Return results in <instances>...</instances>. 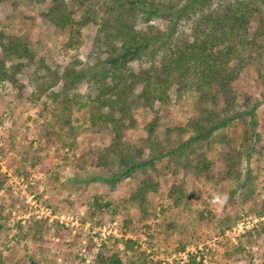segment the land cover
Returning a JSON list of instances; mask_svg holds the SVG:
<instances>
[{
	"label": "rangeland",
	"instance_id": "1",
	"mask_svg": "<svg viewBox=\"0 0 264 264\" xmlns=\"http://www.w3.org/2000/svg\"><path fill=\"white\" fill-rule=\"evenodd\" d=\"M66 1L78 17L80 11L72 0ZM50 2L0 3V21L5 31L26 36L35 53V61L27 64L19 76L21 90L7 82L0 84V179L3 181L0 259L5 264H95V254L102 249L107 253L116 251L125 264L128 258L141 264L139 257L144 264L183 262L189 253L204 264H264V146L261 144L249 159L241 161L242 186L233 180H219L216 175L220 152L226 150L224 144L214 143L206 153L214 162L213 180L176 166L168 156L157 160L155 168L149 171L159 188L148 195L149 212L143 216L135 204L124 201L135 189L140 173L111 184L105 180L111 175L108 168L91 166L97 153L108 145L111 134L107 129L97 131L91 127L84 110L73 109L74 124L80 127V133L72 148L42 139L40 123L49 114L40 111L46 98L42 96L36 102L28 99L32 91L28 79L37 62L43 60L58 74L73 67L77 72L71 78L76 90L84 95L94 94L88 86V76L96 62L88 59V54L97 26L85 25L80 45L64 49L65 33L40 16ZM152 22L165 27L162 19ZM104 57L106 54L101 56ZM260 75H264V55L258 65H248L241 71L234 82L237 93L241 97L260 98L263 90ZM154 109H158L157 135L162 144L167 128L185 125L194 113L191 96L176 100L172 95L167 106L155 105ZM135 115L140 127L129 131L126 140L137 144L144 135L142 125L153 118L155 111L139 109ZM257 116L258 131L264 135V102L258 107ZM224 132L231 144L238 147L240 125L233 123ZM171 137L172 141L177 138L175 133ZM80 153L85 154L83 158H79ZM180 180L184 181L190 199L187 210L174 207L167 196L170 185ZM217 194H226L227 202L214 204ZM95 195L108 201L109 208L94 210L90 202ZM198 210H205L206 215L200 226L195 220ZM28 229L32 233L39 229V238L16 236ZM127 238L133 241L134 253L123 245ZM181 244L184 249L178 251ZM34 252L38 260L32 262L28 255Z\"/></svg>",
	"mask_w": 264,
	"mask_h": 264
},
{
	"label": "trees",
	"instance_id": "2",
	"mask_svg": "<svg viewBox=\"0 0 264 264\" xmlns=\"http://www.w3.org/2000/svg\"><path fill=\"white\" fill-rule=\"evenodd\" d=\"M72 3L80 11L78 17L66 0H51L40 16L65 33L64 49L80 45L85 25L97 26L88 54V59L96 60L88 76V86L94 94L84 95L76 90L71 77L77 71L73 67L58 74L40 59L28 79L32 88L28 99L36 102L42 96L46 98L40 111L49 114L40 123L42 139L72 148L80 133V127L74 124L73 109L84 110L91 127L97 131L107 129L111 134L108 145L97 153L91 166L108 168L111 175L105 180L111 184L140 173L135 189L124 201L135 204L143 216L149 212L148 195L159 188L149 170L166 156L176 166L213 180L214 162L206 153L214 143L224 144L226 150L220 152L216 175L219 180H233L242 186V159H249L257 145L264 146L257 116V109L264 102V75L259 76L263 87L260 98L241 97L234 82L246 66L258 65L264 55V0H72ZM156 18L165 22L164 28L152 22ZM150 47L147 52L136 53ZM103 54L106 57L101 58ZM34 61L35 53L26 36L5 31L0 21V84L7 82L21 90L19 76ZM172 95L176 100L191 96L194 113L185 125L167 128L162 144L157 135L160 118L154 106H167ZM139 109L154 110L155 115L142 125L144 135L135 144L128 142L126 136L140 127L135 115ZM233 123L240 125L238 147L231 144L224 132ZM173 133L177 136L175 141ZM84 155L80 153L79 158ZM2 185L0 179V188ZM167 196L174 207L187 210L190 206L183 180L172 183ZM90 205L102 211L110 203L95 195ZM205 218V210H198L195 218L198 226ZM168 225L173 227V223ZM40 232L28 229L16 236L37 240ZM123 245L134 253L132 239H125ZM183 249L181 244L177 250ZM36 256L35 252L28 255L32 262L38 260ZM94 263L125 264L116 251L107 253L102 249L95 254ZM0 264H5L2 259ZM127 264L135 262L128 258ZM171 264L204 263L189 253L186 261Z\"/></svg>",
	"mask_w": 264,
	"mask_h": 264
},
{
	"label": "clouds",
	"instance_id": "3",
	"mask_svg": "<svg viewBox=\"0 0 264 264\" xmlns=\"http://www.w3.org/2000/svg\"><path fill=\"white\" fill-rule=\"evenodd\" d=\"M227 195L226 194H217L214 198H213V203L214 204H220L223 205L227 202Z\"/></svg>",
	"mask_w": 264,
	"mask_h": 264
}]
</instances>
